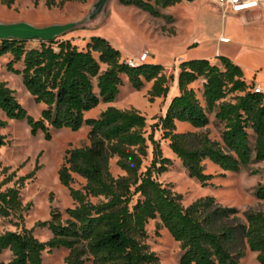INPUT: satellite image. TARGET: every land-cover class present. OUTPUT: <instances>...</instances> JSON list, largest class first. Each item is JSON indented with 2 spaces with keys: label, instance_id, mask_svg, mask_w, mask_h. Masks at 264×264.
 <instances>
[{
  "label": "trees",
  "instance_id": "trees-1",
  "mask_svg": "<svg viewBox=\"0 0 264 264\" xmlns=\"http://www.w3.org/2000/svg\"><path fill=\"white\" fill-rule=\"evenodd\" d=\"M66 1L88 0H62L59 4L47 0L46 5L61 7ZM15 2L0 0L8 7ZM121 2L161 17L159 8L175 6L182 0ZM7 55V69L22 75L28 92L47 108L41 119H35L19 102L15 90L0 80V112L7 117L4 119L0 113V128L7 127L8 120H26L34 134L43 131L51 139V129L67 127L77 131L87 124L90 144L69 150L59 171L61 183L69 188L76 203L67 209L68 217L64 219L61 212L53 211L51 220L39 221L32 229L0 233V257L7 250L12 254L8 263L1 264H46L44 253L60 248L70 251L65 264H162L147 242V226L154 219H160L180 243V264H240L231 249L238 235L258 254L259 264H264V210L245 211L243 222L239 209L222 205L214 196L184 205L182 194L157 179V174L169 170L172 160L163 156L155 130L147 135L148 119L144 114L137 109L109 106L98 118L85 117L102 102L108 104L117 99L123 74L136 90L152 82L151 101L167 97L170 77L161 64L147 62L130 67L122 52L101 36H92L84 49L71 39L42 41L39 47L28 48L26 40L0 38V58ZM219 59L221 65L205 58L180 62V92L155 124V129H161L169 140V147L189 177L204 186L215 178L206 172V160L232 172L253 162H264V95L254 92V84L246 81L240 65L227 56ZM18 63H22V69L16 67ZM199 80H204L205 106L192 87ZM230 95H234V100L227 101ZM214 112L225 124L222 142L204 132L177 130L178 122L205 128L210 123L209 114ZM252 134L256 137L254 146ZM7 143L6 136L0 135V148ZM150 143L154 146V159L144 170ZM115 158L123 172L119 176L111 170ZM9 170L4 167L0 172V216L22 218L28 206L22 201L20 186L6 187L17 176L16 171L8 174ZM36 171L18 182L24 183ZM75 175L86 180L82 189L72 186ZM255 196L264 201V185L257 188ZM38 227L48 228L52 237L40 240L34 234Z\"/></svg>",
  "mask_w": 264,
  "mask_h": 264
},
{
  "label": "rangeland",
  "instance_id": "rangeland-1",
  "mask_svg": "<svg viewBox=\"0 0 264 264\" xmlns=\"http://www.w3.org/2000/svg\"><path fill=\"white\" fill-rule=\"evenodd\" d=\"M46 1L16 0L12 7L0 3L1 27L6 29L22 23L41 29L54 26L66 27L52 39L27 40L28 48L39 47L42 41L71 39L80 49H84L92 36H101L121 50L124 60L148 51L150 58L147 62L161 64L164 72L170 77L169 95L151 101L149 93L152 82H147L142 90H136L132 87L128 76L123 74V84L117 99L108 104L102 102L98 107L87 112L86 118L100 117L109 106L137 109L144 114L148 119L147 135L155 130V138L160 143L163 156L172 160L169 170L157 174V179L175 192L182 194L184 205L188 206L201 197L214 196L222 205L239 209V217L243 222L246 221L245 211L264 210V201L255 196L257 188L264 185V162H253L239 172H232L225 171L210 160H206V172L214 174L215 178L209 185L204 186L197 179L189 177L181 160L169 147V140L163 137V131L155 129V124L166 113L170 98L180 92L178 86L180 62L196 58L206 59L207 57L203 56H210L218 49L227 55H237L242 52L247 40L253 46H263V26H255L254 35L249 37L246 30L251 27L243 17L246 14H227L224 17L221 9L211 0L193 2L182 0L175 6L159 8L161 17H156L136 6L125 5L121 0H88L86 3L66 1L61 7L56 5L52 8L46 5ZM61 1L56 0V3L59 4ZM224 35L226 37H221ZM249 47L252 48V46ZM9 59V55L0 58V80L6 81L15 90V96L30 115L37 120L41 119L42 112L47 106L35 101L26 89L22 75L7 69ZM219 65H221L220 62ZM16 67L22 69L23 65L18 63ZM245 68L247 78L261 83L264 87V56L250 57ZM254 68L260 71L253 72ZM203 83L204 80H199L192 87L205 106ZM96 91L98 92V89ZM233 97L234 95H230L226 100L232 101ZM0 113L4 119H7L4 113ZM209 118L210 123L205 128L196 129L189 123L178 122L177 130L204 132L213 140L222 142L225 124L216 118L215 112L210 113ZM8 123L7 127L0 128V135L6 136L8 141L0 148L2 165L0 172L4 167H10L8 174L16 171L17 176L6 187L20 186L22 201L28 208L23 212L22 218L0 216V233L24 228L32 229L39 221L51 220L53 211L61 212L66 219L67 209L75 207L76 203L69 188L61 183L59 171L65 164L69 150L90 144V126L84 124L77 131L67 127L51 129L52 138L47 139V134L43 131L34 134L26 120H8ZM255 138L252 134L253 146ZM153 159L154 146L150 143L144 170L152 165ZM37 167L39 169L36 171ZM111 170L115 176L123 174L117 166V158L112 160ZM34 171H36L34 176L24 183L18 182L20 178ZM3 178L5 177L2 176ZM85 185L86 180L75 175L72 186L82 189ZM147 231L149 235L147 242L159 255L162 264H180L182 254L180 243L161 224L160 219L151 220ZM34 234L42 241L52 237L48 228H35ZM231 249L239 258L240 264H259L258 254L250 250L242 235H238L231 244ZM69 252L66 248L55 249L52 252L47 250L44 253V262L65 264ZM11 259L12 254L7 250L0 257V264L8 263ZM85 264L94 263L87 261Z\"/></svg>",
  "mask_w": 264,
  "mask_h": 264
},
{
  "label": "crops",
  "instance_id": "crops-1",
  "mask_svg": "<svg viewBox=\"0 0 264 264\" xmlns=\"http://www.w3.org/2000/svg\"><path fill=\"white\" fill-rule=\"evenodd\" d=\"M227 14H234V13L228 12ZM244 14H246V15L243 16L244 19L246 20V23L251 27V29L246 30L247 35L249 37H250V35H252V36L254 35V31L256 30L255 26L261 25V26L264 27V10L253 9V10H249L247 12H244ZM221 37H226V36L224 35V36H221ZM226 40L228 41V39H226ZM262 41H263L262 43H264V37H263ZM249 43H250V41L247 40L246 44L243 45L244 47L241 50L242 52L237 54V55H227L225 52H223V51L218 49L214 54H211L210 56L209 55L208 56H203V57H207V58H209V60L212 61V63L219 65V62H220L219 56H227V57L231 58L236 64L240 65L243 68L244 74H245V79H246V81L248 83H250V84H260L262 86L261 83H259L257 81H254V80H250V79L247 78L245 64L247 63V61L249 60L250 57H255V56H258V55L264 56V44H263V46H259L258 47L256 45L253 46L252 43H250V44ZM249 46H252V48H250ZM194 57H196V56H194ZM257 69L258 68H254L253 72H255V71L259 72L260 71V70H257ZM256 77H257V74H256ZM171 100H172V98H170L169 103L171 102ZM169 103H168V105H169ZM168 105H167V107H168Z\"/></svg>",
  "mask_w": 264,
  "mask_h": 264
},
{
  "label": "built area",
  "instance_id": "built-area-1",
  "mask_svg": "<svg viewBox=\"0 0 264 264\" xmlns=\"http://www.w3.org/2000/svg\"><path fill=\"white\" fill-rule=\"evenodd\" d=\"M213 4L219 7L223 16H227L228 12L240 14L253 9L264 8V0H211ZM150 53L145 51L135 57H127L124 61L130 67H138L147 63ZM253 90L256 93L264 95V88L260 84H254Z\"/></svg>",
  "mask_w": 264,
  "mask_h": 264
},
{
  "label": "water",
  "instance_id": "water-1",
  "mask_svg": "<svg viewBox=\"0 0 264 264\" xmlns=\"http://www.w3.org/2000/svg\"><path fill=\"white\" fill-rule=\"evenodd\" d=\"M193 2L195 0H187ZM66 27L54 26L50 28H36L27 24L12 25L8 28L1 27L0 25V38L1 39H20V40H31V39H52L59 32L65 30Z\"/></svg>",
  "mask_w": 264,
  "mask_h": 264
}]
</instances>
